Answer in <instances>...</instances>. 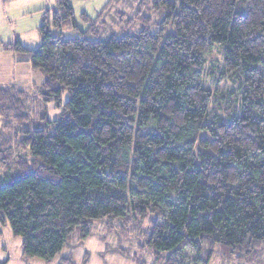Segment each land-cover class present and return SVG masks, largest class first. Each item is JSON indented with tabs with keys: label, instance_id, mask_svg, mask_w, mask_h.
<instances>
[{
	"label": "trees",
	"instance_id": "trees-1",
	"mask_svg": "<svg viewBox=\"0 0 264 264\" xmlns=\"http://www.w3.org/2000/svg\"><path fill=\"white\" fill-rule=\"evenodd\" d=\"M153 8L166 12L156 33L145 18L140 32L102 41L80 30L69 0H57L38 49L4 46L44 76L39 98L59 110L54 121L45 113L21 126L25 92L0 88V119L25 113L0 151V225L22 238L24 258L52 262L95 223L130 217H151L145 246L163 264H210L216 252L251 260L264 250V0ZM216 49L212 90L204 80Z\"/></svg>",
	"mask_w": 264,
	"mask_h": 264
},
{
	"label": "rangeland",
	"instance_id": "rangeland-1",
	"mask_svg": "<svg viewBox=\"0 0 264 264\" xmlns=\"http://www.w3.org/2000/svg\"><path fill=\"white\" fill-rule=\"evenodd\" d=\"M154 0H69L76 18V23L82 31H96L102 41L112 36L122 38L126 34H135L144 29V19H150V31L156 33L158 24L165 17V11H155ZM57 7V0H0V86L13 85L25 92V113H28L29 125L34 126L45 113L54 121L59 116V110L54 104L43 106L39 98L38 88L44 81V76L34 71L29 64L18 62V56L6 50L17 41L29 49H38L41 45L39 28L43 14ZM86 14L89 19H85ZM174 29L169 28V34ZM74 34V33H73ZM222 63V50H214L208 57L204 86L214 90V66ZM230 84H221L217 90L213 108L221 107L219 100L226 95ZM17 90V89H16ZM68 96L64 97L67 100ZM18 113H9L0 119V151H5L7 145L19 133L20 125L15 117ZM31 124V125H30ZM13 144V151H18ZM22 156L23 153L18 151ZM25 157V156H24ZM28 158V157H25ZM0 165V178L3 177ZM130 217L123 223L120 219L107 218L95 223L91 236L85 241L79 240L76 234L61 254L52 262L39 258L26 259L22 255V238L15 237L9 225H0V264H61L64 259H70L73 264H163L157 261L153 250L147 248L145 234L149 230V221ZM210 264H264V250L251 260L234 258L228 262L216 252Z\"/></svg>",
	"mask_w": 264,
	"mask_h": 264
},
{
	"label": "crops",
	"instance_id": "crops-1",
	"mask_svg": "<svg viewBox=\"0 0 264 264\" xmlns=\"http://www.w3.org/2000/svg\"><path fill=\"white\" fill-rule=\"evenodd\" d=\"M22 44V43H21ZM41 46V45H40ZM25 47V46H24ZM26 48V47H25ZM27 49H29V48H27ZM31 50H36V49H31ZM9 86V85H8ZM2 87H6V86H0V88H2ZM17 87V86H16Z\"/></svg>",
	"mask_w": 264,
	"mask_h": 264
}]
</instances>
